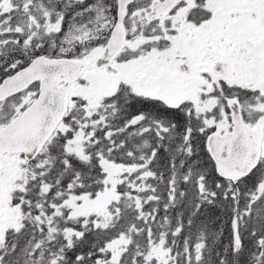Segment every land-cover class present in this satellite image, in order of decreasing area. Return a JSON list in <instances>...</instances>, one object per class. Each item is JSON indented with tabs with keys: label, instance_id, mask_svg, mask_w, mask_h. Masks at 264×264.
<instances>
[{
	"label": "snow or ice",
	"instance_id": "obj_1",
	"mask_svg": "<svg viewBox=\"0 0 264 264\" xmlns=\"http://www.w3.org/2000/svg\"><path fill=\"white\" fill-rule=\"evenodd\" d=\"M0 264H264V0H0Z\"/></svg>",
	"mask_w": 264,
	"mask_h": 264
}]
</instances>
